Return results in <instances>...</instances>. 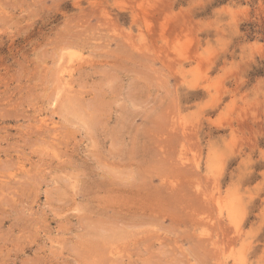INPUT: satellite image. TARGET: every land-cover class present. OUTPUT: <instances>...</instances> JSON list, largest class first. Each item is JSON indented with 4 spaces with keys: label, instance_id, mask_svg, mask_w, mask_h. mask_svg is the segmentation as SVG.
Instances as JSON below:
<instances>
[{
    "label": "rangeland",
    "instance_id": "obj_1",
    "mask_svg": "<svg viewBox=\"0 0 264 264\" xmlns=\"http://www.w3.org/2000/svg\"><path fill=\"white\" fill-rule=\"evenodd\" d=\"M0 264H264V0H0Z\"/></svg>",
    "mask_w": 264,
    "mask_h": 264
},
{
    "label": "bare ground",
    "instance_id": "obj_2",
    "mask_svg": "<svg viewBox=\"0 0 264 264\" xmlns=\"http://www.w3.org/2000/svg\"><path fill=\"white\" fill-rule=\"evenodd\" d=\"M69 68V67H68ZM62 74V73H61ZM70 74V73H69ZM74 78V77H73ZM65 81H66V79H65ZM72 81V80H71ZM70 81V82H71ZM68 82V81H67ZM63 85H65L64 83H63ZM66 86H67V84H66ZM66 88V87H65ZM68 88V87H67ZM70 88H71V86H70ZM70 88H68V90L70 89ZM65 91H66V89H65ZM70 91V90H69ZM72 91V90H71ZM74 92V91H73ZM71 95V94H70ZM59 101V97H58V100H57V102ZM56 104V103H55ZM44 128H45V126H44ZM47 128V127H46ZM49 128V127H48Z\"/></svg>",
    "mask_w": 264,
    "mask_h": 264
}]
</instances>
